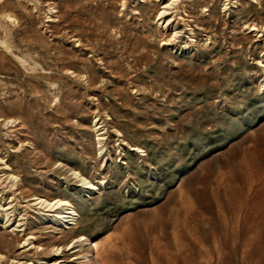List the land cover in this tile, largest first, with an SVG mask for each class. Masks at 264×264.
I'll return each mask as SVG.
<instances>
[{
    "label": "rangeland",
    "instance_id": "obj_1",
    "mask_svg": "<svg viewBox=\"0 0 264 264\" xmlns=\"http://www.w3.org/2000/svg\"><path fill=\"white\" fill-rule=\"evenodd\" d=\"M54 262L264 264V0H0V264Z\"/></svg>",
    "mask_w": 264,
    "mask_h": 264
},
{
    "label": "bare ground",
    "instance_id": "obj_2",
    "mask_svg": "<svg viewBox=\"0 0 264 264\" xmlns=\"http://www.w3.org/2000/svg\"><path fill=\"white\" fill-rule=\"evenodd\" d=\"M92 186H95V185H92ZM93 188L96 189L97 187H93ZM37 199H38V201L37 200H35V201H37L38 205L42 209H44L46 211H50V212H53V211L57 212V214L54 216L55 218H50L51 221H54L55 223H57L59 225H65V224H69V223L73 222V220L75 219L76 213L74 212V210L72 209V207L70 206L68 201L65 202L64 200L62 201L60 199L55 200V201H47V200L40 199V198H37ZM17 229H18V227H17ZM28 242H29V240H28ZM72 246H74V245H72ZM51 264H60V263L59 262H54V263H51ZM62 264H65V263H62Z\"/></svg>",
    "mask_w": 264,
    "mask_h": 264
}]
</instances>
